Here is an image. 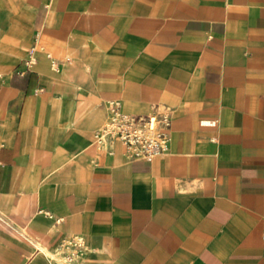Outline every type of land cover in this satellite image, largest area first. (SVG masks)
Listing matches in <instances>:
<instances>
[{
	"label": "crops",
	"instance_id": "crops-1",
	"mask_svg": "<svg viewBox=\"0 0 264 264\" xmlns=\"http://www.w3.org/2000/svg\"><path fill=\"white\" fill-rule=\"evenodd\" d=\"M0 264H264V0H0Z\"/></svg>",
	"mask_w": 264,
	"mask_h": 264
},
{
	"label": "built area",
	"instance_id": "built-area-1",
	"mask_svg": "<svg viewBox=\"0 0 264 264\" xmlns=\"http://www.w3.org/2000/svg\"><path fill=\"white\" fill-rule=\"evenodd\" d=\"M109 110L107 124L95 134L97 141L112 136L125 145L130 158L135 160H151L167 150L171 140L170 113L132 116L123 113L116 103H110ZM63 245L70 249L71 257H76L83 243L81 238L75 237L65 240Z\"/></svg>",
	"mask_w": 264,
	"mask_h": 264
},
{
	"label": "bare ground",
	"instance_id": "bare-ground-1",
	"mask_svg": "<svg viewBox=\"0 0 264 264\" xmlns=\"http://www.w3.org/2000/svg\"><path fill=\"white\" fill-rule=\"evenodd\" d=\"M139 204V203H138ZM21 225V224H20ZM6 232V231H5ZM30 245V244H29Z\"/></svg>",
	"mask_w": 264,
	"mask_h": 264
}]
</instances>
